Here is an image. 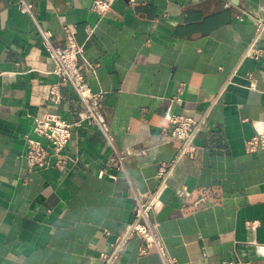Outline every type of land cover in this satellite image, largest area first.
I'll list each match as a JSON object with an SVG mask.
<instances>
[{
    "label": "crops",
    "instance_id": "1",
    "mask_svg": "<svg viewBox=\"0 0 264 264\" xmlns=\"http://www.w3.org/2000/svg\"><path fill=\"white\" fill-rule=\"evenodd\" d=\"M18 1L0 0V264H101L134 219L132 189L153 190L181 145L160 137L168 111L206 119L152 215L167 252L177 264H264V149L245 150L264 133V30L253 20L264 0H116L103 19L92 0H25L56 46L75 25L124 172L95 126L72 128L61 168L27 165L33 118L74 121L82 105L69 86L48 102L45 86L58 78ZM142 243L132 236L114 264H161L155 252L139 255Z\"/></svg>",
    "mask_w": 264,
    "mask_h": 264
},
{
    "label": "built area",
    "instance_id": "2",
    "mask_svg": "<svg viewBox=\"0 0 264 264\" xmlns=\"http://www.w3.org/2000/svg\"><path fill=\"white\" fill-rule=\"evenodd\" d=\"M115 1L92 0L90 9L98 15L99 19H103L112 10ZM125 1L131 7L135 4V0ZM225 5L227 6L228 2ZM18 7L20 11L29 15L35 23L40 43L53 63L50 73L58 78L56 83L45 86L48 102L53 105L60 103L59 88L69 86L82 105V109L76 113L74 121H67L56 112H47L41 117L33 118L30 132L23 136L26 147L24 158L27 165L29 168L37 169H44L51 165L61 168L64 164L62 155L71 137L72 128L95 126L101 132L104 142L113 151L116 170L124 172V156L113 144L110 127L103 112V94L101 91H92L85 79L84 71L93 72L97 64L88 62L83 58L84 45L76 41L75 25L65 24L63 26L64 45L56 46L51 40V31L40 26L35 19L32 5L25 0H19ZM253 20L256 24V32L259 34L264 30V18L256 17ZM93 31L94 26H87V37H90ZM247 78L249 87L253 88L255 79L251 74H248ZM205 119L206 114L195 119L182 113L166 112V125L161 128L160 137L164 141L178 140L181 145L172 160L168 163H162L159 167L155 176L156 186L153 190L138 193L132 189L135 199L134 219L126 225L123 233L111 243L110 253L100 256L101 264H114L132 236H138L143 240L138 249L140 256L155 252L159 255L161 264H177L176 259L167 252L164 240L158 234L159 222L152 219V215L159 212L162 207L160 195L166 187L174 167L183 157L193 158L195 156L194 140L202 129ZM260 149H264V133L256 134L245 141V150L248 152H255ZM52 157H56L53 163L51 162ZM97 175L116 178L115 174L106 173L104 169L98 171Z\"/></svg>",
    "mask_w": 264,
    "mask_h": 264
}]
</instances>
